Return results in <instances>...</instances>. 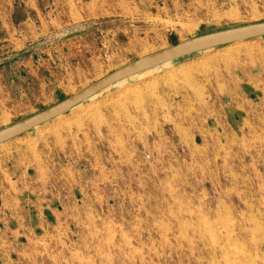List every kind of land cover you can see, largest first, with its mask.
<instances>
[{"label":"rangeland","instance_id":"obj_1","mask_svg":"<svg viewBox=\"0 0 264 264\" xmlns=\"http://www.w3.org/2000/svg\"><path fill=\"white\" fill-rule=\"evenodd\" d=\"M71 1L0 0V128L174 40L264 20V0H141L126 15L90 14L83 0L82 16ZM254 45L130 77L0 146V200L4 168L22 174L33 152L37 174L38 159L61 162L49 196L67 193L9 264H264V45Z\"/></svg>","mask_w":264,"mask_h":264},{"label":"crops","instance_id":"obj_2","mask_svg":"<svg viewBox=\"0 0 264 264\" xmlns=\"http://www.w3.org/2000/svg\"><path fill=\"white\" fill-rule=\"evenodd\" d=\"M98 1L100 0H92V2L88 4V8L91 11L90 14H132L134 13V10L140 9V6L137 4V1L141 0H110L112 3V9L108 11H101L103 10L102 7L104 6L105 2L100 5ZM71 2L72 3L70 12L72 14H75L76 16L84 15L83 0H72ZM241 42H253V44H255L254 46H263L264 36ZM228 46L230 45L214 48L211 50L218 51ZM213 56L215 57V55ZM186 58H190V56ZM244 68L245 72H247V66H244ZM244 77L246 81L248 80L247 82H249L252 86H255L254 75L251 76L248 73L247 75H244ZM25 134L14 140L22 139ZM10 142H12V140L0 146L6 145ZM64 145L70 146V144L66 142L64 143ZM62 148L66 150V148ZM52 150L54 149L52 148L51 151ZM55 151H58V149ZM33 153V157L27 160L28 165L26 169L22 171V174H19V168L14 167L15 164L10 167L11 169H7L6 167L4 168V171H6L4 172L6 180L9 181L10 187L6 189L3 198L0 200V264H4L5 261H9L6 264L12 263L14 259L21 254V251L23 250V239H30L35 234V231L50 225L49 219L47 220L46 218H48L49 215L52 214L51 212H55L57 206L62 205V200H65L67 198V193L62 187L65 184L64 181L60 185L62 189L59 188L57 192L51 191L53 194L52 198L49 196V190H47L48 186L53 183L56 177L55 172L51 171L50 168H54L55 164H58V166H60L61 162L43 160L42 158H40V160L38 159V161H40L39 167L47 168V170L44 169L42 175H40V173L37 174L34 171L36 169V160L34 158V155H36V153ZM74 178L77 177L74 176L73 179ZM52 202L56 203L55 208L51 205Z\"/></svg>","mask_w":264,"mask_h":264},{"label":"water","instance_id":"obj_3","mask_svg":"<svg viewBox=\"0 0 264 264\" xmlns=\"http://www.w3.org/2000/svg\"><path fill=\"white\" fill-rule=\"evenodd\" d=\"M263 36L264 20H259L212 30L189 37L182 41L174 40L172 45L138 57L104 75L85 88L62 98L57 103L0 128V145L14 140L39 126L66 114L71 109L99 94L106 88L125 79L206 50Z\"/></svg>","mask_w":264,"mask_h":264},{"label":"bare ground","instance_id":"obj_4","mask_svg":"<svg viewBox=\"0 0 264 264\" xmlns=\"http://www.w3.org/2000/svg\"><path fill=\"white\" fill-rule=\"evenodd\" d=\"M209 51H210V50H209ZM168 64H170V62H169V63H166L165 65H168ZM165 65H164V66H165ZM148 71H149V70H148ZM144 73H145V72H144ZM141 74H142V73H141ZM139 75H140V74H139ZM133 77H134V76H133ZM125 80H126V79H125ZM123 81H124V80H123ZM118 83H119V82H118ZM100 93H102V92H100ZM95 96H96V95H95ZM95 96H93V97H95ZM93 97H92V98H93Z\"/></svg>","mask_w":264,"mask_h":264},{"label":"trees","instance_id":"obj_5","mask_svg":"<svg viewBox=\"0 0 264 264\" xmlns=\"http://www.w3.org/2000/svg\"><path fill=\"white\" fill-rule=\"evenodd\" d=\"M149 71H150V70H149ZM146 72H148V71H146ZM146 72H145V73H146ZM142 74H143V73H142Z\"/></svg>","mask_w":264,"mask_h":264}]
</instances>
